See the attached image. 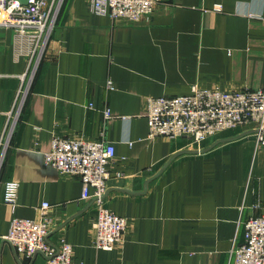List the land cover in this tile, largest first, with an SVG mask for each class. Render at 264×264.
Here are the masks:
<instances>
[{"label": "crops", "instance_id": "obj_1", "mask_svg": "<svg viewBox=\"0 0 264 264\" xmlns=\"http://www.w3.org/2000/svg\"><path fill=\"white\" fill-rule=\"evenodd\" d=\"M33 53V39L0 26V141ZM193 85H264V0H159L148 21L135 23L95 15L88 0H64L4 150L0 264H44L4 238L13 216L49 218L48 241L69 243L79 264H233L243 222L264 200L255 125L198 144L147 138L146 98L188 94ZM53 135L114 146L103 204L127 228L112 250L92 246L96 205L81 199L79 179L44 164ZM7 180L18 183L14 207L2 201Z\"/></svg>", "mask_w": 264, "mask_h": 264}, {"label": "built area", "instance_id": "obj_2", "mask_svg": "<svg viewBox=\"0 0 264 264\" xmlns=\"http://www.w3.org/2000/svg\"><path fill=\"white\" fill-rule=\"evenodd\" d=\"M64 0H0V26L11 27L18 34L34 40L29 71L21 76L12 110L0 141V167L8 138L13 134L28 93L34 66L51 38ZM90 11L111 21H148L159 0H88ZM219 6H215L218 10ZM107 88L113 89L111 82ZM144 115L147 120V138H187L201 142L223 130L253 123L256 146H264V85L258 89L239 88L223 90L216 86L203 88L193 85L188 94L146 98ZM105 118L110 117L108 110ZM46 166L60 175L78 178L81 199L93 198L96 205L92 246L112 250L124 238L127 222L104 206L103 197L110 177L109 165L115 161L114 146L103 140H84L76 137L53 135L50 148L43 154ZM116 171L115 175H120ZM18 183L7 180L3 184L2 201L14 207ZM91 191V192H89ZM43 203L41 209L47 208ZM255 214L244 222L243 241L231 248L233 264H264V200L252 205ZM49 218L30 219L11 217L4 238L23 258L41 254L44 264H79L73 260V248L60 240L51 244Z\"/></svg>", "mask_w": 264, "mask_h": 264}, {"label": "water", "instance_id": "obj_3", "mask_svg": "<svg viewBox=\"0 0 264 264\" xmlns=\"http://www.w3.org/2000/svg\"><path fill=\"white\" fill-rule=\"evenodd\" d=\"M21 4H26L28 0H18Z\"/></svg>", "mask_w": 264, "mask_h": 264}]
</instances>
